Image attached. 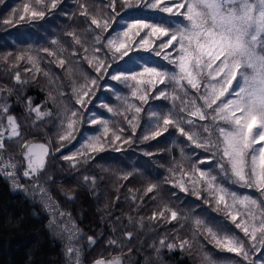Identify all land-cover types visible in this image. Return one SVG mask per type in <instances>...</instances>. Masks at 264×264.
<instances>
[{"label": "trees", "instance_id": "16d2710c", "mask_svg": "<svg viewBox=\"0 0 264 264\" xmlns=\"http://www.w3.org/2000/svg\"><path fill=\"white\" fill-rule=\"evenodd\" d=\"M109 3L110 0H60L56 9L47 13L44 19L19 21L17 17L25 4L35 6L33 0H0V132L4 133L0 136V142L4 144L0 149V264H77V256L68 252L70 247L79 250V264H94L98 259L107 261L115 257H119L122 264H203L202 257L208 253L228 257L229 261L223 264H238L239 257L216 248L203 227L196 231L194 224L195 218L208 222L207 218L213 217L243 237L223 210V205L217 208L211 197L205 203L206 193L197 199L172 187V181L180 179L179 166L189 170L193 160L207 157L209 153L189 147L190 142L171 126L155 140L142 138L152 123L148 114L154 110L166 114L174 103L180 106L179 99L155 100L150 97L147 104L134 99L135 105L144 109L134 122L135 128L125 119V116L137 115L127 111L122 98L128 89H122L118 96L106 90L105 83H116L109 75L98 79L94 94L90 95L91 103L86 108L76 103L81 86L93 88L90 80L97 78L95 67L89 66L85 56L96 55L112 63L109 73L120 71L125 61L114 62L109 50L103 44H94L92 39L93 33H100L101 29L91 24V17L108 18L111 15ZM81 5L86 7L89 15H81L85 10ZM115 7L126 21H161L156 11H125L119 2ZM9 18L14 22L4 23ZM119 26L120 23L112 24L109 32L101 35L107 39ZM70 32H75L80 44L68 35ZM54 40L57 43L53 44ZM94 47L101 51L93 53ZM45 48L53 55L44 52ZM73 52L76 55H72ZM136 53L150 66L171 68L162 56L144 51ZM29 57L33 62H29ZM60 59L65 60L64 65L59 64ZM17 74L20 82L15 79ZM171 87L169 85V89ZM186 87L189 100L202 92V88ZM100 103L113 108L111 116H105L106 109ZM37 108L41 115L33 111ZM71 111H77L81 117L74 131L75 139L60 141L62 121L67 120ZM93 114L109 122V132L104 133L102 125L87 122ZM9 116L15 118L19 136H11ZM208 123L197 121V126ZM95 131L104 139V151L77 155L75 161L63 159L65 155L79 153L78 147L83 140ZM113 132L122 139L131 138L132 142L121 146V141H117L108 146ZM38 142L49 149L45 167L31 178L25 177L23 173L28 163L24 158V145ZM67 145L56 154L59 148ZM116 147H121V151L116 152ZM83 148L81 152L86 147ZM145 152L152 155H145ZM189 153L195 155L189 157ZM74 162L77 163L75 168L72 167ZM8 172H14V176L7 175ZM173 172H176L175 176ZM85 177L89 179L85 180ZM150 184H156L157 189L147 193ZM173 192L177 195L172 196ZM165 206L178 211L177 220L168 222L159 217L151 218ZM209 226L215 228L214 224ZM126 233L132 234L131 239ZM88 237H93L95 243H89ZM161 239L166 244L174 243L175 247H162ZM185 239L190 241L191 247L186 245L181 250L179 242ZM263 252L261 246L252 251L253 264Z\"/></svg>", "mask_w": 264, "mask_h": 264}, {"label": "snow or ice", "instance_id": "6c2138e0", "mask_svg": "<svg viewBox=\"0 0 264 264\" xmlns=\"http://www.w3.org/2000/svg\"><path fill=\"white\" fill-rule=\"evenodd\" d=\"M59 2L60 0H33L35 6L25 4L17 19L42 20L47 13L56 9ZM117 2L122 4L125 11L149 9L167 14L175 23L145 19L126 21L115 7ZM108 7L111 9L108 18L91 17V24L101 29L100 33L92 35L94 44H103L112 54L114 62L130 59V53L142 50L158 57L162 56L169 62L171 68L150 66L145 62L128 73L123 71L109 73L108 69L112 68V63H107L105 59L96 55L85 56L89 66L95 67L97 78L90 80L93 88L81 86L76 103L86 108L87 104L91 103L90 95L94 94L98 79H102L105 75H109L113 81L135 82L136 87L133 88L131 95L141 104H147L150 97L155 100L179 99L180 106L177 107L174 103L166 114L155 110L148 114L152 123L142 138L145 141L155 140L167 133L171 126L190 142L189 147L194 146L209 153L207 157L193 160L189 170H185L182 165L179 166L177 170L180 179L173 180L172 187L197 199H201L202 194L206 193L205 203L211 197L217 208L223 205V210L231 218L235 228L243 233V237L213 217H208V222L195 218L196 231L203 227L204 233L210 237L216 248L234 253L240 258L238 264L245 262L253 264L250 259L252 251L258 245L264 247V0H178L175 5L167 0H110ZM81 8L85 9L81 15H89L84 5H81ZM181 9L184 11L181 12ZM117 17L120 19L117 20ZM13 22L11 18L4 20V23ZM115 23H122L123 27L115 32V35H109L104 39L101 33H108L111 25ZM68 35L73 36L75 43H81L75 32H70ZM156 40L160 42L156 44ZM52 43L57 42L54 40ZM166 49L172 51L166 52ZM43 51L53 55L47 48ZM84 51L87 53L88 49L85 48ZM100 51L99 47L93 48V53ZM172 52H176L177 55L173 56ZM72 55H76V52ZM22 58L17 57V59ZM29 62H33V58L29 57ZM59 64L64 65L65 60L60 59ZM205 73L207 78L203 82V92H200L196 98L187 99L189 93L186 85L192 90L200 89L201 76ZM15 79L20 82L19 74ZM209 80L214 83H209ZM234 81L235 86H233ZM142 85L148 87H140ZM159 85L164 87L158 88ZM169 85L172 86L171 89ZM73 91L75 92L76 89ZM108 91L113 89L109 88ZM124 102L127 111H134L137 114L131 118L125 116L128 123L135 128L134 122L144 109L127 99ZM101 106L107 108L110 113L114 111L107 104ZM7 110L5 106L4 111ZM33 111L41 115L38 108ZM197 121L209 123L197 126ZM80 122L81 117L77 111H71L67 120L62 121V132L58 139L60 141L75 139L74 131ZM87 122L90 125H102V131L109 132V122L94 114ZM8 125L11 136L20 135L15 118L9 116ZM120 131L122 132L123 129L121 128ZM3 134L0 132V136ZM85 140L84 152L65 155L63 159L75 161L77 155L87 156L89 152L104 151L105 144L99 135H90ZM117 141H121V146L132 142L131 138L122 139L113 132L108 146ZM257 145L260 146L256 147ZM3 148V142H0V149ZM24 148L26 149L24 158L28 161V168L23 175L31 178L44 169L49 149L44 144L31 146L25 144ZM115 151L120 152L121 147H116ZM181 151L183 153V148ZM145 155L152 153L145 152ZM188 155L192 157L195 154ZM205 164L210 167H199ZM76 166L77 163L74 162L72 167ZM7 175L14 176V172H8ZM175 175L176 172H173V176ZM88 179L85 177V180ZM228 185L255 190L259 193V197L239 194ZM156 189V184H150L146 191L152 193ZM171 195L177 194L173 192ZM60 215L62 216L63 213ZM178 216V211L165 206L163 210L154 212L151 218L155 220L159 217L161 220L167 219L171 222L177 220ZM210 224H214L215 228L209 226ZM126 236L131 239L132 234L126 233ZM88 241L95 243L93 237H88ZM179 243L181 250L186 245L191 247L187 239ZM160 245L168 249L175 247L174 243L166 244L164 239L160 240ZM68 252L77 256V264H79V250L70 247ZM202 260L203 264H223L229 261V258L208 253L202 257ZM94 264H122V262L119 257H115L107 261L99 259Z\"/></svg>", "mask_w": 264, "mask_h": 264}, {"label": "rangeland", "instance_id": "374dc122", "mask_svg": "<svg viewBox=\"0 0 264 264\" xmlns=\"http://www.w3.org/2000/svg\"><path fill=\"white\" fill-rule=\"evenodd\" d=\"M167 2L172 3L173 5H175V3L178 2V0H167ZM180 11L183 12L184 9H181ZM158 19L161 20V21H166L167 23H175L174 20L169 19V17H168L167 14H161V13H159ZM181 19H182V17H181ZM122 27H123V24L120 23V26L117 28V30L115 32L120 31ZM112 35H115V33H113ZM159 42H160L159 40H158V42L155 41L156 44H158ZM165 51L167 52V51H172V50L171 49H166ZM172 55L175 56V55H177V53L176 52H172ZM130 56H131L130 59L126 58L125 61L122 63V66H121V70L120 71H123L125 73H128L131 70H136L138 68V66H142L145 62H147L146 60H144L143 58H141L140 55L137 54L136 52L135 53H130ZM115 71H117V70H115ZM206 78H207L206 77V73L201 76V88H202V92L204 90L203 89V82H204V80ZM238 79H239V77H238ZM115 82L116 83H108V82L105 83L104 88L106 90H108L109 88L113 89V91H110V92H112L113 95H117V96L120 94V92L122 91V89H128V93L122 94V98L127 99L130 103L135 104V101H134L135 98H133L132 95H131V93L133 91V88L136 87L135 82H133V81H128L127 83L118 82V81H115ZM117 83L119 84V86H117ZM209 83H214V82L209 80ZM235 84H236V82L234 81L233 82V86H235ZM121 86H124V87H121ZM140 87H147V85H142ZM230 91H231V89H230ZM117 96L115 98H118ZM100 105H103V104L100 103ZM105 109H106V112H104L105 113V116L106 115L111 116V113L112 112L110 113V112H108L107 108H105ZM221 123H223V122H221ZM93 134L94 135H99V132L96 133V131H95ZM93 134H88L87 137L90 136V135H93ZM100 138H101V141L103 142L104 139L102 140V135L100 136ZM83 142L84 143L78 147V151L77 152L83 151L84 150L83 147L84 146L86 147V140H83ZM35 144L36 145H39V144H42V143H39L38 142V143H35ZM32 145H34V144H32ZM45 146H47V145H45ZM259 146L260 145H257L256 147H259ZM45 160H46V158H45ZM27 163H28V161H27ZM228 187H230V186H228ZM230 188H232L234 191H236L239 194H245V195H249L251 197H259V193L258 192H252V189L244 188L245 190L243 191V190L236 189L235 187H230ZM261 262H264V252H263V255L256 260V263L255 264H261Z\"/></svg>", "mask_w": 264, "mask_h": 264}, {"label": "water", "instance_id": "95a60500", "mask_svg": "<svg viewBox=\"0 0 264 264\" xmlns=\"http://www.w3.org/2000/svg\"><path fill=\"white\" fill-rule=\"evenodd\" d=\"M66 147H68V145L59 148V149L56 151V154H59V153H60L63 149H65Z\"/></svg>", "mask_w": 264, "mask_h": 264}]
</instances>
